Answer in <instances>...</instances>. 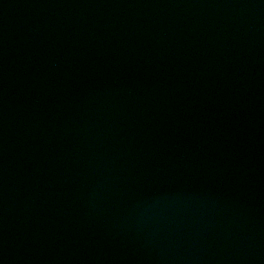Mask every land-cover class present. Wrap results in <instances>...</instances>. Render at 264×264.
<instances>
[{
	"label": "water",
	"instance_id": "obj_1",
	"mask_svg": "<svg viewBox=\"0 0 264 264\" xmlns=\"http://www.w3.org/2000/svg\"><path fill=\"white\" fill-rule=\"evenodd\" d=\"M0 264H264V0H0Z\"/></svg>",
	"mask_w": 264,
	"mask_h": 264
}]
</instances>
